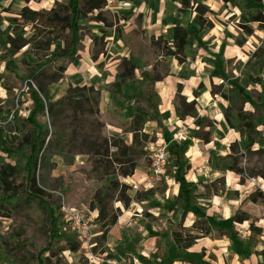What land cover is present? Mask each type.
<instances>
[{
    "label": "rangeland",
    "instance_id": "1",
    "mask_svg": "<svg viewBox=\"0 0 264 264\" xmlns=\"http://www.w3.org/2000/svg\"><path fill=\"white\" fill-rule=\"evenodd\" d=\"M69 1L0 0V32H13V19L25 6L42 11L51 9L55 2ZM80 1L84 9L80 20V56L73 63L64 59L54 63L55 67L66 69L59 96L65 94L68 85L74 89L73 99L93 95L91 89L100 92V115L79 118V140L96 139L100 134L99 123L103 127L102 137L108 140L121 138L129 146L132 109L143 108L152 114L142 93L152 77L159 78L155 85L159 97L157 120L144 126L148 139L139 137L140 146L135 155L129 151L123 157L117 149L110 150L123 162L134 159L141 167L137 177L134 174L128 178H103L92 172L96 161L111 162L115 155L89 157L77 155L76 150H65L64 156L46 159L37 171V178L46 192L49 206L21 205L10 217H0V264H38L36 258L48 240L46 231L57 217L60 220L55 229L59 236L52 242V250L41 256L44 264H264V110L254 113L256 106H264V21H250V16L259 11L239 0L234 4L208 0L204 3L205 26L201 29L198 24L200 14L193 2L185 9L179 2L170 0ZM261 3L264 5V0ZM95 5L101 8L90 10ZM177 26L198 27L193 49L187 55L178 54V58L165 57L175 45L173 34ZM2 54L0 48V56ZM132 71L135 75L133 83L122 86L119 75ZM7 83L13 86L12 90L0 87V98L9 100L6 109H17L18 102H24L20 109L27 116L31 101L28 96L18 97L26 90L25 84L11 75ZM220 93L226 98L223 99ZM183 102L196 104L189 109L195 108L197 118L214 122L211 129H204L211 132L209 145L195 138V118L182 116ZM231 103L236 112L254 113L263 141L251 152L245 150V133L230 129L226 124L224 113ZM6 120V113L0 116V149L9 146L4 137ZM39 121L44 123L48 119L40 118ZM61 121L70 132L71 113L63 114ZM219 121L224 122L225 129H219ZM239 123L233 117V125ZM179 134L185 138H178ZM234 140L240 144L239 168L243 178L228 171L232 163L224 159L231 153L230 145ZM171 144L177 145L185 154L184 182L197 192L200 204L215 207L216 213L212 216L217 221L235 226V243L214 230L209 237L198 239L187 251L179 253L174 248L172 232L179 229V224L191 227L194 217L188 214L182 221L184 207L178 202L179 185L174 181L164 175L153 187L146 183L154 155L164 146L168 151L166 173L173 168ZM0 155H3L1 150ZM55 161L61 167L77 163V172L71 175L70 184L63 177L53 176L58 166ZM63 170L59 168L60 173ZM228 173L237 181L230 189ZM89 180L97 184V191L106 190L111 181L118 180L128 187L126 195L129 197L127 208L120 202H113L120 211L105 240L101 238L100 225L95 222L98 211H92L89 203L87 212L93 219V231L97 235L96 246L91 250L65 227V217L60 210L62 200L69 205L68 187L72 186L75 194L87 195L84 186L91 185ZM20 182L24 184V179ZM134 186L139 188L134 189ZM89 189L93 191V188ZM227 206L229 210L225 211ZM54 212L56 215L52 218ZM193 233L197 234L196 231ZM68 239L79 243L76 252L67 247Z\"/></svg>",
    "mask_w": 264,
    "mask_h": 264
},
{
    "label": "trees",
    "instance_id": "2",
    "mask_svg": "<svg viewBox=\"0 0 264 264\" xmlns=\"http://www.w3.org/2000/svg\"><path fill=\"white\" fill-rule=\"evenodd\" d=\"M179 2L185 9L190 8L191 2L196 6V12L200 14L199 26H205L203 20L204 2L208 0H170ZM225 4H234L235 0H216ZM256 8L259 13L250 16V21L260 23L264 21V5L261 0H239ZM100 5L91 7L90 10L99 9ZM89 10V11H90ZM84 9L80 0H70L67 3L55 2L49 10L34 11L25 6L20 15L13 19L14 28L12 33L0 32V48L3 54L0 56V65L3 71H0V87L10 91L13 86L5 84L9 75L16 80L23 82L26 86L25 91H21L18 97L28 96L31 101L29 114L23 115L21 107L24 102H18V108L14 110L6 109L9 100L0 98V116L6 113L7 130L4 133L8 147H2L0 150V217H10L21 205L37 204L41 207H48L46 192L41 188L37 171L45 162L51 160L54 156H64L65 150H76L77 155L84 156H102L115 158L111 162L102 160L96 161L93 173L101 177L121 176L123 178L132 177L138 167L132 158L123 162L111 154V149L120 151L123 157L127 156L129 151L136 154V148L140 146L139 137L148 139L144 133V126L150 121H156L157 101L159 97L155 92V84L159 78L152 77L143 88V96L146 99L152 114L143 108L132 109L133 119L130 125L132 141L129 146L121 138L108 140L102 137L99 123L98 131L100 134L96 139L90 140L84 138L79 140V118H97L100 115V92L91 89L93 95L83 99H73L71 93L74 90L71 85L65 89V94L59 96L62 91L60 83L65 79L66 69L64 67H55L56 60L64 59L70 63L76 61L80 56L82 49L81 40V16ZM197 26L186 29L180 26L174 28L173 39L175 45L171 47L165 57H176L178 54L187 55L193 49V43L197 37ZM1 69V66H0ZM225 78V74H221ZM122 86L133 83L135 75L120 74ZM218 95L217 92H213ZM223 99L226 95L220 93ZM196 104L183 102V117H194L197 130L195 138L202 140L205 144L212 141L211 132L204 131L206 127L211 129L214 122L208 118H197L196 111L189 109ZM264 110V106H256L255 112ZM71 113L73 121L72 130L67 132L61 119L63 114ZM254 113L244 114L243 111H235L233 105L227 108L224 118L230 129H238L244 132L246 136L247 152H251L253 147L263 141L261 133L258 131V125L255 122ZM233 117L239 120V125H233ZM40 118H47L48 121L40 123ZM2 142V141H0ZM230 154L224 157L230 160L231 165L228 171L234 172L243 178V171L239 168V156H242L240 144L236 140L230 145ZM170 154L172 156L173 168L169 169L165 176L179 185L180 196L178 202L183 204L182 221L186 215L194 216V223L190 228L179 224V229L172 232L174 248L182 253L193 247L197 240L202 237H209L214 230L222 232L232 243L236 241L235 226L225 225L217 221L214 216L207 214L208 208L201 205L198 201L197 192L184 182L186 167L184 165L185 154L180 148L171 144ZM56 166L55 163H53ZM117 166V167H115ZM24 179V184L20 182ZM124 188L123 191L120 189ZM128 187L118 180L111 181L106 190H98L90 204L92 211L97 210L98 216L95 220L100 225L102 239L105 240L109 230L116 224L119 208L113 206L117 201L129 206V197L126 195ZM56 213H52L54 218ZM55 218L46 231L47 244L40 250L36 260L38 264H44L41 256L52 250V242L59 236L55 224L59 222ZM196 231L197 234H194ZM67 247L76 252L79 247L74 239L67 240ZM197 264V263H195Z\"/></svg>",
    "mask_w": 264,
    "mask_h": 264
},
{
    "label": "built area",
    "instance_id": "3",
    "mask_svg": "<svg viewBox=\"0 0 264 264\" xmlns=\"http://www.w3.org/2000/svg\"><path fill=\"white\" fill-rule=\"evenodd\" d=\"M178 138L184 139L183 134H179ZM168 162L167 146L159 149L154 155V161L152 170L149 176V180L146 182L149 186L153 187L157 184L166 173V166ZM138 186H134V189H138ZM64 198L61 195V200ZM61 213L64 215L65 227L71 230L80 241L83 246L88 249H94L96 246V233L93 231V219L90 214L84 210L76 207H71L64 200L61 202Z\"/></svg>",
    "mask_w": 264,
    "mask_h": 264
},
{
    "label": "crops",
    "instance_id": "4",
    "mask_svg": "<svg viewBox=\"0 0 264 264\" xmlns=\"http://www.w3.org/2000/svg\"><path fill=\"white\" fill-rule=\"evenodd\" d=\"M205 3V2H204ZM203 3V4H204ZM157 83V82H156ZM129 85V84H128ZM156 85V84H155ZM156 87V86H155ZM155 92H156V89H155ZM150 122H152V121H150ZM150 122H148V123H150ZM218 127H219V129L220 130H223V129H225V127H224V122H222V121H219V123H218ZM234 141H236V140H234ZM234 141H232V142H234ZM210 144V143H209ZM208 144V145H209ZM80 157H83V156H80ZM56 162V164L58 165L57 166V168L54 170V172H53V176H55V177H59V178H61V177H63V178H65V182H67V181H69V184H70V182L72 181L71 180V175H74V173L75 172H77V163H74V164H72V165H70V166H67V165H63V167H61V166H59V164L57 163V161H55ZM81 164H84V162H82L81 161ZM80 166H83V165H80ZM59 168L62 170V168L64 169L61 173L59 172ZM139 169H141V167L140 166H138L137 167V169H136V172H135V176L134 177H137V174H138V170ZM76 170V171H75ZM69 174V176H66V175H68ZM54 177V178H55ZM226 178H227V180H228V188L230 189L231 187L233 188L234 187V185H235V183L237 182L236 181V178H235V176L233 175V174H230V173H228L227 175H226ZM173 181V180H172ZM91 185H89V184H87L86 186H84V188H87V189H85V192L87 193V195H84L83 193H80V194H75V192L73 191V187L72 186H69L68 188L70 189L69 191H68V193L66 194V196H67V200H68V203H69V205L71 206V207H76V208H79V209H84V210H86L87 211V208H88V205H89V203H91L92 202V200H93V195H95V193H96V191H97V189H98V187H97V184L95 183V184H93V180H89L88 181ZM231 186V187H230ZM80 187H81V185L78 187V189H80ZM89 188H93V191H91ZM77 189V190H78ZM91 193V196H89L88 194H90ZM88 197H90L89 199H88V202H87V198ZM202 205V204H201ZM228 205V204H227ZM203 206H206V205H203ZM207 207V206H206ZM228 207L229 206H227V208L225 209V211L226 210H229L228 209ZM208 212H207V214L209 215V216H212L214 213H216V211H215V207L213 208V207H208ZM90 212V211H89ZM191 214V213H190ZM98 215V214H97ZM192 215V214H191ZM193 216V215H192ZM194 217V216H193ZM217 220V219H216ZM193 223H194V221H193ZM193 223H192V225H193ZM184 227H186V228H190V226H184Z\"/></svg>",
    "mask_w": 264,
    "mask_h": 264
}]
</instances>
